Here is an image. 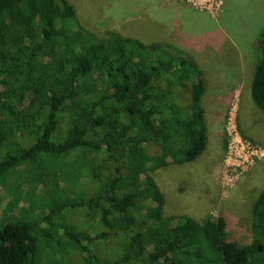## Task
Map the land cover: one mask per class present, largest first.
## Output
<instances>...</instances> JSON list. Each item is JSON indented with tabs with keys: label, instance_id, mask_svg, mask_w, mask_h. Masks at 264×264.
Masks as SVG:
<instances>
[{
	"label": "trees",
	"instance_id": "16d2710c",
	"mask_svg": "<svg viewBox=\"0 0 264 264\" xmlns=\"http://www.w3.org/2000/svg\"><path fill=\"white\" fill-rule=\"evenodd\" d=\"M261 32L249 90L264 113ZM204 94L176 44L96 36L67 0H0V189L39 201L0 227V264H36L50 243L63 264L74 250L76 264H264V189L244 246L231 215L164 213L153 172L205 152Z\"/></svg>",
	"mask_w": 264,
	"mask_h": 264
},
{
	"label": "rangeland",
	"instance_id": "374dc122",
	"mask_svg": "<svg viewBox=\"0 0 264 264\" xmlns=\"http://www.w3.org/2000/svg\"><path fill=\"white\" fill-rule=\"evenodd\" d=\"M67 2L82 27L96 36L113 30L147 45L170 42L191 54L204 75L208 145L194 162L153 172L164 213L186 215L197 222L231 215L228 238L241 246L249 244L253 205L264 189V113L253 104L249 90L258 56L256 40L264 28V0ZM29 205L38 207V198L15 199L0 189V227L20 218L17 211ZM75 212L68 209L63 214L76 228ZM70 253L72 261L67 264H76V251ZM59 254L50 243L41 249L36 264H63Z\"/></svg>",
	"mask_w": 264,
	"mask_h": 264
},
{
	"label": "built area",
	"instance_id": "2783aa9c",
	"mask_svg": "<svg viewBox=\"0 0 264 264\" xmlns=\"http://www.w3.org/2000/svg\"><path fill=\"white\" fill-rule=\"evenodd\" d=\"M232 130H233V132H234V136L237 138V137H239L238 135H237V133H235V126H233L232 127ZM238 143H241V141L238 139V141H237Z\"/></svg>",
	"mask_w": 264,
	"mask_h": 264
}]
</instances>
